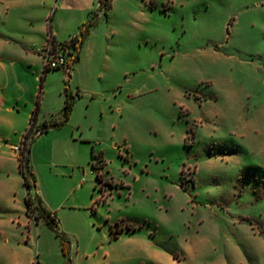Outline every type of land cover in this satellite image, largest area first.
I'll use <instances>...</instances> for the list:
<instances>
[{"label": "rangeland", "instance_id": "1", "mask_svg": "<svg viewBox=\"0 0 264 264\" xmlns=\"http://www.w3.org/2000/svg\"><path fill=\"white\" fill-rule=\"evenodd\" d=\"M0 264H264V0H0Z\"/></svg>", "mask_w": 264, "mask_h": 264}, {"label": "built area", "instance_id": "2", "mask_svg": "<svg viewBox=\"0 0 264 264\" xmlns=\"http://www.w3.org/2000/svg\"><path fill=\"white\" fill-rule=\"evenodd\" d=\"M70 47H73L71 44V38L65 42H56L51 37L45 48L42 50L44 67L49 69L63 67L69 70L71 64L77 58V56L71 52ZM13 149L21 150L22 146L15 145L13 146Z\"/></svg>", "mask_w": 264, "mask_h": 264}, {"label": "trees", "instance_id": "3", "mask_svg": "<svg viewBox=\"0 0 264 264\" xmlns=\"http://www.w3.org/2000/svg\"><path fill=\"white\" fill-rule=\"evenodd\" d=\"M78 43H79V40H78V37L77 36L71 37V44H72V46H73L74 49H77L78 48V46H77ZM77 58H78V56H77ZM56 69H59V68H56ZM49 70H55V69H49V68L43 67L42 75L40 77V89L42 87V81H43L44 75ZM72 103H73V101H71L69 98H66V100L64 102L63 109H62V117L58 121H54L53 123H51V125L59 126V125H61L68 118V114H69V112L71 110ZM34 123H35V115H31V118H30V127L25 132V136H28L29 132L32 130V128L34 126ZM47 126L48 125L46 123H43L42 128L39 130L40 133L43 132V131H45L47 129ZM27 152H28V148L26 147L25 141H23V146H22V150H21V154H22V156H21L22 159L21 160H22V163L25 160V154ZM24 182L26 184V182H27L26 179H24ZM51 219H52L53 222H55V218L53 216H51Z\"/></svg>", "mask_w": 264, "mask_h": 264}, {"label": "crops", "instance_id": "4", "mask_svg": "<svg viewBox=\"0 0 264 264\" xmlns=\"http://www.w3.org/2000/svg\"><path fill=\"white\" fill-rule=\"evenodd\" d=\"M42 71H43V70H42ZM7 108H8V107H7ZM8 111H13V110H12V108H8ZM30 118H31V115L29 116V124H30ZM34 125H36V121H35ZM23 132H24V130H23Z\"/></svg>", "mask_w": 264, "mask_h": 264}]
</instances>
